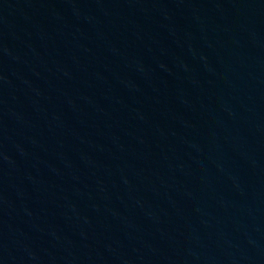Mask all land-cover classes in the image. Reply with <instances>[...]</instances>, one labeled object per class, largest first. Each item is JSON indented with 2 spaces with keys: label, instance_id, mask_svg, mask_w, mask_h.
Segmentation results:
<instances>
[{
  "label": "water",
  "instance_id": "95a60500",
  "mask_svg": "<svg viewBox=\"0 0 264 264\" xmlns=\"http://www.w3.org/2000/svg\"><path fill=\"white\" fill-rule=\"evenodd\" d=\"M0 264H264V0H0Z\"/></svg>",
  "mask_w": 264,
  "mask_h": 264
}]
</instances>
